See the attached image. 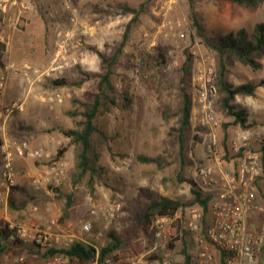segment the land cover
I'll list each match as a JSON object with an SVG mask.
<instances>
[{
	"label": "rangeland",
	"instance_id": "obj_1",
	"mask_svg": "<svg viewBox=\"0 0 264 264\" xmlns=\"http://www.w3.org/2000/svg\"><path fill=\"white\" fill-rule=\"evenodd\" d=\"M64 1L0 0V42L6 46L3 67L0 66V79H5L0 101L2 108L13 103L23 105L22 110L0 119V126L13 145L28 143L31 149L50 154V158L43 161L28 157L15 159L13 185L20 187V195L17 209L12 210L8 205L10 186L0 151V228L13 223L24 224L32 233L35 229L47 231L57 249L76 241L101 249L109 242L110 233L120 234L136 226L151 200L168 197L188 206L165 222L164 235L156 237L155 230L159 226L156 220L148 234L140 231L134 238L136 250L127 247L116 254L125 261L135 260L140 264H184L185 247L192 264H197L200 254L210 249L216 256L215 263L221 264L218 251L203 233V210L197 204L192 205L193 190L200 191L203 198L211 197L206 228L211 222L213 195L201 188V177L194 162L221 178L223 174L236 171L239 158L246 150L261 152L264 85L252 97H236L234 104L238 110L247 112L248 123L246 127L235 124L234 118L227 116L220 105L215 86V55L193 39L188 0H68L78 10L76 24L71 23L63 7ZM141 5L143 12L115 67L120 106L107 117L113 139L100 160L104 169L102 182L96 184L94 194H90L85 184L72 185L75 146L70 144L63 130L76 126L67 112L78 108L74 101L91 102L96 95V76L102 71L96 51L112 56L133 17L125 14L121 6L137 9ZM196 10L213 36L241 28L252 33L257 23L264 22V2L256 9H247L228 1L204 0L197 3ZM82 29L85 35L81 34ZM158 51L167 56L166 66L159 65ZM188 54L194 56V62L183 87L192 102V130L183 158L176 129L182 107L183 65ZM261 63L259 70L235 63L230 69L229 81L239 86L264 80V59ZM50 68L57 69L42 82L33 81ZM84 74L92 77L75 85L86 78ZM55 81L66 84L56 85ZM30 89L34 92L31 95ZM204 92L217 122L212 128L201 124L203 113L199 99ZM61 149L66 151L58 156ZM142 154L163 156L171 165L160 169L156 164L140 163L138 156ZM17 159H27L28 169L34 173L22 167L19 170ZM48 172L51 177L59 173L60 184L51 182L36 189L35 178ZM180 173L184 176L182 182ZM21 178L24 185L19 183ZM263 184L264 181L260 186ZM68 197L72 206L63 219ZM257 202L264 203L261 194ZM109 209L117 210L110 223L103 216ZM194 213L200 215L198 231L190 229ZM88 221L93 228L86 233L83 225ZM153 255L162 260H150ZM43 256L31 243H22L0 256V264H41L46 260ZM107 261H113V257Z\"/></svg>",
	"mask_w": 264,
	"mask_h": 264
},
{
	"label": "trees",
	"instance_id": "obj_2",
	"mask_svg": "<svg viewBox=\"0 0 264 264\" xmlns=\"http://www.w3.org/2000/svg\"><path fill=\"white\" fill-rule=\"evenodd\" d=\"M204 0H188L190 7V25L193 32V39L198 40L204 48L211 51L215 55L216 62V80L215 86L220 96V105L227 116L234 118V123L243 127L247 126L248 115L244 110H238L234 104L237 96L252 97L257 89L264 85V80L260 82H249L239 86H234L229 81L230 69L235 63H240L248 66L253 70H259L262 67L261 61L264 59V22L257 23L249 33L245 28L237 31H231L224 35H210L204 24L202 15L196 10V5ZM215 1V0H213ZM228 1L238 6L247 9H256L264 0H222ZM125 14L133 15L128 23L123 39L119 47L112 56H105L101 52L96 51L101 59L102 71L96 77L98 78L97 93L91 102L74 101V106L78 108L67 112V115L74 119L75 129L63 130V134L70 140V144L75 146V168L72 173V185L77 187L83 184L86 185L90 194H94L96 184L102 182L104 169L100 165L102 153L109 148V143L112 141V136L108 131L107 117L120 106V93L116 85L115 67L120 56L126 47L130 35L133 31L135 23L139 20L140 14L143 12V5L139 8L129 6H121ZM5 44L0 42V66L3 67L2 58L5 51ZM157 61L160 66L167 65V56L162 52H157ZM194 62V56L187 55V60L183 65V76L181 79L180 93L182 96V107L179 111V122L176 134L179 138L181 147V155L184 158L185 152L188 149V142L191 139V110L192 102L186 88L183 84L187 82V75L190 73ZM86 78L76 82L75 85H81L85 79H90L92 75L84 74ZM56 85H65L66 82L55 81ZM122 102V101H121ZM125 105V104H124ZM127 106V105H125ZM77 118H79L77 120ZM197 140L200 139L195 136ZM1 145V143H0ZM65 149L58 152V156H63ZM262 162L263 176L259 179V184L264 181V146L262 147ZM140 163L156 164L158 168L164 169L171 165L163 156H148L139 155ZM184 164V162L182 163ZM186 165V163H185ZM179 181H184L182 173L179 174ZM57 192L59 191L56 189ZM194 202L192 205H199L203 210L202 229L206 234L207 215L209 214V203L211 197L203 198L200 191L193 190ZM20 195V187L11 185L9 187L8 205L10 209L16 210ZM72 206L71 198L68 197L66 208L64 210L63 219L68 215L69 208ZM188 204L180 200L162 197L157 200H151L144 212L141 214L139 222L132 228L125 229L122 233H110L109 242L101 249L95 246L76 241L69 247L61 249L51 248L43 258L54 254H60L69 261V264H105L107 259L113 257V260L118 261L120 258L116 253L122 252L125 248L136 250L134 238L140 231L148 234L153 227V223L158 218H175L181 209L187 207ZM207 237V236H206ZM208 239V238H207ZM8 229L0 228V256L13 250V246L22 244L17 242H9ZM185 241V240H184ZM184 245L186 243L184 242ZM185 256L184 264H192L191 257L184 247ZM116 254V255H115ZM115 255V256H113ZM98 256V257H97ZM162 258L153 255L150 260ZM22 264V263H18Z\"/></svg>",
	"mask_w": 264,
	"mask_h": 264
},
{
	"label": "built area",
	"instance_id": "obj_3",
	"mask_svg": "<svg viewBox=\"0 0 264 264\" xmlns=\"http://www.w3.org/2000/svg\"><path fill=\"white\" fill-rule=\"evenodd\" d=\"M64 9L69 13L71 23L76 24L78 21V10L68 0L63 3ZM81 34L85 35L86 31L81 30ZM57 68L49 70L37 75L34 82H42L44 77L51 76L52 72ZM28 79H30L28 77ZM4 78L0 79V94L4 89ZM203 119L202 126L213 127L217 125L215 117L211 112V104L207 100V95L202 93L199 99ZM21 103H13L8 108H2L0 101V119L9 116L16 110H22ZM1 145L0 151L3 156V170L9 184L13 185L15 171L13 163L16 158H31L37 161H43L50 158V154L33 150L28 143L15 146L6 137L3 126H0ZM239 151V149H237ZM197 171L201 177V188L213 195L211 202V222L207 226L206 236L221 258V264H264V203L257 202L259 194L264 198V184L260 186L259 179L263 176L262 152H251L246 150L239 158L236 171L231 174H223L216 176L209 168L197 164ZM55 169V168H54ZM39 174L35 178V187L40 189L42 186L50 184H60V177L56 173L51 177ZM115 209H109L103 212V216L108 223L112 222L115 215ZM93 214H96L94 211ZM258 216L260 218L258 219ZM170 218H158L159 225L155 230L157 238H161L165 233V222ZM200 215L194 213L191 220L190 229L192 231L199 230ZM8 229L9 242H20L24 244L31 243L36 251L46 254L51 248L52 235L47 231L35 229L32 233L24 224L10 223L6 227ZM93 226L90 221L83 225V231L88 233ZM71 244H65L69 247ZM98 257V256H97ZM215 254L209 249H205L199 257L197 264H216ZM24 262V258L20 259ZM41 264H69V261L60 254L48 256ZM98 264V263H95ZM105 264H140L135 260L106 261Z\"/></svg>",
	"mask_w": 264,
	"mask_h": 264
},
{
	"label": "crops",
	"instance_id": "obj_4",
	"mask_svg": "<svg viewBox=\"0 0 264 264\" xmlns=\"http://www.w3.org/2000/svg\"><path fill=\"white\" fill-rule=\"evenodd\" d=\"M30 88H31V87H30ZM28 93H30V95H31V94L34 93V92H33L32 89H30ZM57 97H58V96H57ZM28 98H29V97H27V100H28ZM36 98H37V96H36ZM57 99L59 100L60 98L58 97ZM60 100H61V99H60ZM25 160L27 161V159H24V161H23V159H21V160H20V159H19V160L17 159L16 167H18L19 170H20V168L22 167V169H23L24 171H26V172H27V171H28V172H32V174H33L34 171H33V170L31 171V169H30V170L28 169V166H29V165L26 164ZM29 161H30V160H28V162H29ZM29 168H30V167H29ZM19 170H18V171H19ZM19 183H20L21 185H24V178H21V179L19 180ZM30 185H31V183H30ZM31 189H32V188H31Z\"/></svg>",
	"mask_w": 264,
	"mask_h": 264
}]
</instances>
